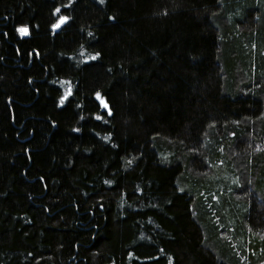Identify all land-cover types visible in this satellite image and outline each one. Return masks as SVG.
Segmentation results:
<instances>
[{"label": "trees", "instance_id": "obj_1", "mask_svg": "<svg viewBox=\"0 0 264 264\" xmlns=\"http://www.w3.org/2000/svg\"><path fill=\"white\" fill-rule=\"evenodd\" d=\"M0 264H264V0H0Z\"/></svg>", "mask_w": 264, "mask_h": 264}, {"label": "snow or ice", "instance_id": "obj_2", "mask_svg": "<svg viewBox=\"0 0 264 264\" xmlns=\"http://www.w3.org/2000/svg\"><path fill=\"white\" fill-rule=\"evenodd\" d=\"M103 2H104V0H101V3H103ZM55 11L57 13H59L61 11V8L58 7V8L55 9ZM69 19H70V17H68L66 15H62V16H60L59 21L56 24H53L52 27L53 28H59L62 24H64L65 22H67ZM113 19H114V17H113ZM18 31L22 35H26V34L29 33L30 30H29V27L28 26H21V27L18 28ZM37 54H39V53H37ZM96 55L99 56L100 53H96ZM70 92H71V89L69 88L68 92H66L64 96H61L60 97V101L59 102H60L61 105L64 104V102L67 99V97L70 94ZM96 95H97V97H100L101 96V94L99 92H97ZM104 107L105 108H108L109 114H111V109L108 107L107 102H104ZM53 123H55V121H53ZM77 131H78V129H77Z\"/></svg>", "mask_w": 264, "mask_h": 264}]
</instances>
